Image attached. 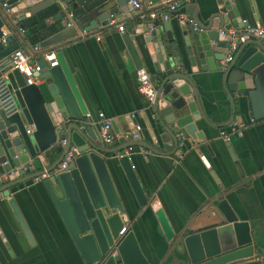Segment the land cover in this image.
Wrapping results in <instances>:
<instances>
[{
	"label": "water",
	"instance_id": "water-1",
	"mask_svg": "<svg viewBox=\"0 0 264 264\" xmlns=\"http://www.w3.org/2000/svg\"><path fill=\"white\" fill-rule=\"evenodd\" d=\"M62 1L75 11L92 3L89 10L76 15L78 27L88 23L85 31L99 25L106 26L114 18L134 14L128 0H102L97 7H93L95 0ZM141 1L155 6L160 0ZM245 2L253 19H258L260 13L252 0H210L201 8L193 2H184L182 9L196 29L184 21L178 23V29L169 23L159 25L162 11L149 20L142 19L141 28L146 33L143 39L152 45L155 55L151 75L156 89L150 107L153 117L173 139L176 148L182 139L201 137L199 132L194 133L195 122L199 119L213 124L206 117L200 100L198 85L204 83L203 73L211 72L228 93L232 107L228 124L238 121L232 95L235 92L245 93L249 98L253 119L264 115V39L237 34L239 46L233 60L226 68L221 64L231 41L228 30H238L250 24L242 17L247 9ZM3 3L12 14L21 13L18 17L21 22L25 13H34L43 6L56 4L57 0H0V34L6 23L18 34ZM63 15V11H59L55 17ZM62 26L66 27V20L62 21ZM70 33L68 28L67 32L61 36L57 34L49 41L60 42ZM23 35L28 36L29 32L25 30ZM7 42L6 47L0 44V60L20 47L14 35H9ZM182 53L188 67L184 65ZM56 56L58 65L55 67H48L46 61L40 59L41 69L35 73V77L42 79L40 83L26 85L23 76L15 69L7 74L14 112L9 114L0 109V174L7 173L0 191L9 197L8 203L30 244L33 243L32 236L10 196V188L41 177L79 254L77 264H150L134 232L127 228L123 234L119 233L128 221L129 203L122 199L117 187L127 198V184L137 204L144 206L147 197L136 177L131 157L129 159L124 150L131 146L129 152L133 154V145L153 152L158 150L140 141L139 131L136 137L126 140L124 132L115 128L113 130L120 134V145H102L97 125L87 116L76 73L70 70L62 51H57ZM127 119L132 121L129 136L135 121L131 116ZM238 123H241L240 118ZM31 125L34 130L26 133V127ZM63 139L65 144L61 143ZM71 146H75L77 152H72L64 169L56 171L57 164ZM29 161L33 164L31 170L36 166L37 172L28 174L29 170L23 169ZM42 161L50 164L43 169ZM214 208L221 217L219 224L196 232L180 233L179 241L187 256L183 263L260 264L259 259L252 258L254 248L249 223L240 220L223 198L215 200ZM155 216L165 238L170 241L174 232L163 209L155 210Z\"/></svg>",
	"mask_w": 264,
	"mask_h": 264
},
{
	"label": "crops",
	"instance_id": "crops-1",
	"mask_svg": "<svg viewBox=\"0 0 264 264\" xmlns=\"http://www.w3.org/2000/svg\"><path fill=\"white\" fill-rule=\"evenodd\" d=\"M95 1L93 7H97L102 0ZM206 1L210 0L187 2H193L201 8ZM62 2L57 0L56 4L43 6L34 13L27 12L21 22L18 20L21 13L13 14L17 27L20 24L25 27L24 23L28 19L39 21L44 18L45 23V28L39 31L41 40L38 43L30 41V34H16L15 39L20 48L39 60L45 51H62L70 70L76 73L78 89L92 123L98 127L97 114L103 112L113 122L112 128L124 132L126 140H130L129 123L132 124V121L127 118L134 114V126H140V141L158 150L153 152L133 145L134 153L130 160L147 197L144 206L137 204L127 184V198L116 184L122 199L129 203L128 221L124 226L134 232L149 263L184 264L187 256L179 241L180 233L196 232L219 224L221 217L214 208V202L223 198L240 220L249 223L254 248L252 258L264 264V115L255 118L256 122L249 125L242 136L233 133L229 140H225L221 132L231 131V126L237 124L239 118L241 123L250 122L254 118L253 109L245 93H232L238 121L233 120L228 124L232 115L228 93L211 72L203 73L204 83L198 85L201 105L208 120L215 125L199 119L195 122L194 133L199 132L201 137L195 140L182 139L176 148L173 139L153 117L150 104L137 89L136 70L144 68L152 74L155 61L152 45L143 39L146 33L141 28L142 19L153 18L151 11L156 15L160 9L143 2L141 10L131 11L133 16L114 18L116 25L124 26L123 32L109 25H99L85 31L84 28L88 26L85 22L80 27L76 24L71 27L68 38L50 43L51 37L57 34L61 36L68 29L62 26L64 15L55 17L62 11ZM252 3L260 17L253 19L247 2L242 17L252 25H264V0H252ZM91 5L87 3L76 11L71 10L76 17L89 10ZM179 22L173 14L167 20H162L160 15L158 21L159 25L169 23L174 29H178ZM6 27L7 23L2 29ZM147 27L151 28V25ZM35 45L41 49L34 51ZM182 56L185 67H188L185 55ZM40 82L41 78L34 83ZM115 134L112 147L120 145V134ZM200 155L205 156L209 167L205 166ZM30 161L25 164L28 174L37 172L36 166L31 170L33 164ZM49 164L42 161L43 169ZM10 196L20 211L33 243L30 244L26 239L8 203L9 197L4 196L0 199V264L80 262L74 243L42 179H31L12 186ZM158 208L163 209L174 232L170 241L165 238L156 219L155 210Z\"/></svg>",
	"mask_w": 264,
	"mask_h": 264
},
{
	"label": "built area",
	"instance_id": "built-area-1",
	"mask_svg": "<svg viewBox=\"0 0 264 264\" xmlns=\"http://www.w3.org/2000/svg\"><path fill=\"white\" fill-rule=\"evenodd\" d=\"M188 0H160L155 6L157 9H160L162 11L160 13L162 20H167L170 18V16L173 14L176 16L180 21L187 22L190 26H194L193 29H196V26L194 25L193 21L190 17H188L184 10L182 9V5L184 2H187ZM128 3L132 6L134 10H141L143 8V2L141 0H128ZM149 6L154 7V5L149 3ZM3 7L5 8L6 15L11 19V23L15 25L17 23V20L13 18V14L10 12L9 8L5 3H3ZM62 11L64 12V18L66 20V27L71 28L75 25L76 17L73 13V11L70 9V6L68 3L62 2L61 3ZM151 16L155 17V12L151 11ZM109 26H115L116 29L120 32L124 31V26L122 24L116 25L115 20H110ZM16 26V25H15ZM17 33L20 35H23L25 29L24 27L16 26ZM243 33V35H252L254 37H257L259 39L264 38V25H250L246 24L240 29H234L231 28L228 30V35L230 38V45L226 51L224 59L221 61L222 67L226 68V66L233 60L234 55L238 49L239 43L236 41L237 34ZM17 34V35H18ZM9 35H16L15 30L11 27V25L8 24V27L5 29H2L0 34V44L3 47H6L8 45L7 37ZM96 39H99V37H96ZM41 47L39 45H35L33 50L39 51ZM42 59H44L47 63L48 67H55L58 65V60L55 51L49 50L45 51L42 54ZM17 70L24 78L25 84L30 85L33 84L38 80L37 77H35V73L40 71V60L34 58L31 54L24 51L22 48H17L4 58L0 60V109L3 110L6 113H12L14 112V100L13 95L11 92V89L9 87L8 81H7V74L11 72L12 70ZM136 79H137V89L138 92L141 93L147 102L150 104L155 96V83L152 79V76L149 72H147L144 68H138L136 70ZM89 116V114H87ZM131 117H134V114H131ZM98 118V134L100 140L106 144V145H112L116 134L113 131L110 119L107 118L103 112H98L97 114ZM256 121L251 118L250 122L248 123H235L231 126V131H222L221 136L225 140L230 139V135L235 133L237 136H242L243 131L251 124H254ZM34 130V126H28L26 127V133H30ZM140 131V126L135 125L133 131L130 133L129 138L133 139L137 136V132ZM62 144H65V140L63 139L61 141ZM181 145V143H180ZM132 147H128L124 150L125 155L128 156L130 159L131 153L129 152ZM72 152H77V148L75 146H71L70 149L66 152V154L63 156L61 161L57 164L55 170L60 171L64 169L67 165V163L70 161ZM200 159L205 164V166L209 167L210 164L205 158L204 155H200ZM24 170H27V166H23ZM35 181L41 180V177H35L33 178ZM7 180V173L0 174V184L5 182ZM3 194L0 191V199L3 198ZM127 229V226H124L122 230H120V234H123L124 231ZM116 251L114 252V254Z\"/></svg>",
	"mask_w": 264,
	"mask_h": 264
},
{
	"label": "trees",
	"instance_id": "trees-1",
	"mask_svg": "<svg viewBox=\"0 0 264 264\" xmlns=\"http://www.w3.org/2000/svg\"><path fill=\"white\" fill-rule=\"evenodd\" d=\"M24 25L25 27H23L26 28L30 34V41L34 44L38 43L41 40V38H39L38 36L39 31L45 28L44 18H41L39 21L34 19H28L25 21Z\"/></svg>",
	"mask_w": 264,
	"mask_h": 264
},
{
	"label": "bare ground",
	"instance_id": "bare-ground-1",
	"mask_svg": "<svg viewBox=\"0 0 264 264\" xmlns=\"http://www.w3.org/2000/svg\"><path fill=\"white\" fill-rule=\"evenodd\" d=\"M124 232H126V230Z\"/></svg>",
	"mask_w": 264,
	"mask_h": 264
}]
</instances>
